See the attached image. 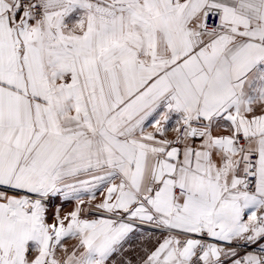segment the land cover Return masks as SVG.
Returning <instances> with one entry per match:
<instances>
[{"label": "snow or ice", "instance_id": "6c2138e0", "mask_svg": "<svg viewBox=\"0 0 264 264\" xmlns=\"http://www.w3.org/2000/svg\"><path fill=\"white\" fill-rule=\"evenodd\" d=\"M0 264H264V0H0Z\"/></svg>", "mask_w": 264, "mask_h": 264}, {"label": "crops", "instance_id": "0c3cea01", "mask_svg": "<svg viewBox=\"0 0 264 264\" xmlns=\"http://www.w3.org/2000/svg\"><path fill=\"white\" fill-rule=\"evenodd\" d=\"M65 210L66 211H70L71 210V205H69Z\"/></svg>", "mask_w": 264, "mask_h": 264}]
</instances>
